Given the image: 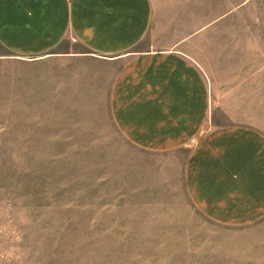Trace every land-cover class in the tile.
Listing matches in <instances>:
<instances>
[{"label":"rangeland","instance_id":"obj_1","mask_svg":"<svg viewBox=\"0 0 264 264\" xmlns=\"http://www.w3.org/2000/svg\"><path fill=\"white\" fill-rule=\"evenodd\" d=\"M153 3L149 35L187 39L204 69L210 127L264 135V0ZM61 50L77 54L0 57V264H264V217L209 220L190 149L144 150L116 127L121 67L71 38Z\"/></svg>","mask_w":264,"mask_h":264},{"label":"crops","instance_id":"obj_2","mask_svg":"<svg viewBox=\"0 0 264 264\" xmlns=\"http://www.w3.org/2000/svg\"><path fill=\"white\" fill-rule=\"evenodd\" d=\"M154 14L153 0H0V57L72 56L60 51L71 38L121 67L111 93L119 132L144 150L190 149L185 183L194 205L219 224L255 223L264 217V135L210 127L204 69L187 39L149 35Z\"/></svg>","mask_w":264,"mask_h":264}]
</instances>
